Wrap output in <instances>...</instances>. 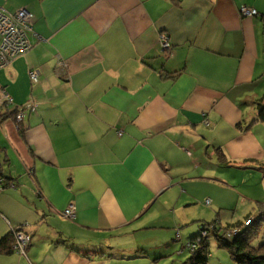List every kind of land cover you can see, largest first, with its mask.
<instances>
[{"label":"crops","instance_id":"1","mask_svg":"<svg viewBox=\"0 0 264 264\" xmlns=\"http://www.w3.org/2000/svg\"><path fill=\"white\" fill-rule=\"evenodd\" d=\"M0 8L34 19L33 48L0 70L12 99L0 111V239L22 229L32 241L0 264L156 261L165 247L156 243L192 239L184 218L214 180L196 171L236 165L264 186V123L255 121L264 0H0ZM25 107L21 131L11 112ZM213 200L226 206L223 194ZM71 205L76 216L66 219Z\"/></svg>","mask_w":264,"mask_h":264},{"label":"rangeland","instance_id":"2","mask_svg":"<svg viewBox=\"0 0 264 264\" xmlns=\"http://www.w3.org/2000/svg\"><path fill=\"white\" fill-rule=\"evenodd\" d=\"M241 103L245 104V108L249 107L247 105V101L243 100ZM210 159H212V156L210 157ZM207 163L218 165L220 164V161L214 162L213 158V161L209 160ZM213 169L214 168H212L211 170L205 166L202 167L200 170L196 171L199 172L205 170L207 172V177L210 179L213 178L214 180L210 182L211 186H209L208 189L205 185H202L200 187V190L195 193L196 196L194 197L196 198V201L193 202L194 205H192V211L191 214H189L191 218H184L188 222V225H182L183 227L181 228V230L185 232L182 233L184 235L183 237L188 236L192 238L190 243H188L184 247L182 246L183 240H180V242H175V245H170L173 247L177 245L175 248L168 247L166 243H156L165 246L164 248H158L159 250H157V253L161 254V256H159L156 261H153L151 258H145L137 260L134 263L131 262V264H184L191 258L194 251L199 248L202 241H205L207 238L211 240L210 255H212V257L209 259V264H236L232 260L229 251L223 247H219L216 240L212 237H209L208 232H200L201 225H206L207 223H211L214 220H219L224 226L228 224L234 225L237 223L246 222V218L250 215H256L258 209L261 206L260 204L258 205V203L256 202L257 200L254 199L252 194H257L260 200L264 199V186H262L261 184L262 177L258 175L257 178L252 179V171L240 168L236 165H230V167L225 168L223 171L216 170V168L214 170ZM261 174L263 175V171L261 172ZM255 175L257 174L255 173ZM195 177L198 176L195 175ZM245 180L247 182H245ZM233 191H236V194H234ZM205 193L208 194L207 198L202 197L203 195H205ZM221 194H223V196H226V206L219 210V208L216 207L217 205L213 202V198ZM163 200L164 198H161L144 218L149 219L152 215L160 211V206ZM207 200H209L210 203L205 204ZM172 202H174V204L172 205V207H174L176 201ZM253 223H251V225L246 226H252L254 228L256 225H254ZM258 227V233L252 235L250 238L252 245L255 247L264 244V221ZM153 245L154 244H151L150 246ZM27 250L25 252H27ZM113 264L126 263L113 262Z\"/></svg>","mask_w":264,"mask_h":264},{"label":"built area","instance_id":"3","mask_svg":"<svg viewBox=\"0 0 264 264\" xmlns=\"http://www.w3.org/2000/svg\"><path fill=\"white\" fill-rule=\"evenodd\" d=\"M241 13L244 16L255 17L258 12L255 9L243 7ZM33 15L27 9L18 10L15 13H9L4 8H0V70L8 67L18 58L26 55L32 48L31 35L33 29ZM163 47L170 49V43L167 38H163ZM37 72H31L30 77L33 83L38 82ZM12 99L6 91L0 86V111L9 110ZM30 107L19 108L15 119L17 123H22ZM3 180L0 179V189H2ZM210 203L209 200L206 204ZM76 208L71 205L67 210L62 212V216L66 219H74ZM254 219L248 220L246 225H251ZM207 233L206 230H203ZM16 243L14 250L19 253H26L31 243V236L22 230H16ZM238 230L231 235H237Z\"/></svg>","mask_w":264,"mask_h":264},{"label":"trees","instance_id":"4","mask_svg":"<svg viewBox=\"0 0 264 264\" xmlns=\"http://www.w3.org/2000/svg\"><path fill=\"white\" fill-rule=\"evenodd\" d=\"M255 105L258 111L257 120L255 121L258 123H264V96L258 100ZM17 112L18 108L11 112V115L15 121V115ZM21 125L22 123H19V126L21 127L20 130L23 131V127ZM220 155V161L225 163L226 159L221 151ZM262 171L264 174V168H262ZM260 206L261 207L258 209L256 218H252L253 215H250L246 218V221L252 219L255 220L253 224L256 226L254 228L252 226L247 227L246 222L223 226L219 220H214L213 222L207 223L206 225H201L200 232L206 230L209 233V237L214 238L219 247H223L229 251L232 260L236 264H264V244L255 247L252 245L250 239L252 235L258 233V226L264 221V205L261 204ZM236 230H238V234L231 235ZM15 243V231L0 239V255L13 253L15 251L13 248ZM210 245V239L207 238L205 241H202L199 248L194 251L186 264H209V256L211 254Z\"/></svg>","mask_w":264,"mask_h":264}]
</instances>
